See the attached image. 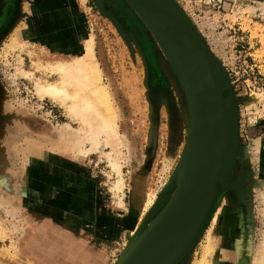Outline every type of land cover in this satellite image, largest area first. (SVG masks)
Instances as JSON below:
<instances>
[{
  "label": "rangeland",
  "instance_id": "374dc122",
  "mask_svg": "<svg viewBox=\"0 0 264 264\" xmlns=\"http://www.w3.org/2000/svg\"><path fill=\"white\" fill-rule=\"evenodd\" d=\"M175 1L227 71L240 100L239 149L232 178L245 182L242 196L234 188L220 195L215 205H221L217 225L211 214L180 264L201 259L212 235L220 254L214 264H251L247 248L251 245L254 250L264 241V100L256 108L245 100L253 92L264 93V0ZM104 2L102 11L95 0H69L60 7L63 17L56 16L59 10L52 7L51 40L42 41L34 32L45 26V18L39 15L48 11L45 1L0 0V264H51L58 249L68 244L66 236L107 250L108 264H117L128 230L142 231L167 205L168 200L160 197L189 137L185 94L166 55L132 6L126 0ZM75 12L84 20H74ZM78 20L85 26L81 33L94 35L95 55L118 114L123 142L118 155L124 180L121 192L114 190L119 175L111 165L117 155L104 142L85 157L51 149L63 126L79 130L80 124L62 105L36 93L37 80L58 79L42 65L54 56L72 57L79 44ZM14 31L19 32V45L10 49ZM38 59L42 63L36 67ZM34 151H38L36 162ZM70 176L76 184L65 190L57 181ZM75 185L81 191L89 189L84 201ZM150 192L162 195L141 225ZM100 217L107 227L119 222L117 238H109L111 231L101 226ZM64 261L59 264H67Z\"/></svg>",
  "mask_w": 264,
  "mask_h": 264
},
{
  "label": "water",
  "instance_id": "95a60500",
  "mask_svg": "<svg viewBox=\"0 0 264 264\" xmlns=\"http://www.w3.org/2000/svg\"><path fill=\"white\" fill-rule=\"evenodd\" d=\"M126 1L184 84L190 125L182 160L160 197L168 200L165 209L138 233L117 264H180L204 232L220 195L232 188L240 196L245 191V182L232 178L240 100L227 71L175 0ZM95 2L103 11L105 2Z\"/></svg>",
  "mask_w": 264,
  "mask_h": 264
},
{
  "label": "bare ground",
  "instance_id": "6f19581e",
  "mask_svg": "<svg viewBox=\"0 0 264 264\" xmlns=\"http://www.w3.org/2000/svg\"><path fill=\"white\" fill-rule=\"evenodd\" d=\"M43 1L47 3L46 5H48V11L43 12L40 9L38 11H41L39 15H43V17L45 18L43 19L46 21V23L41 30H37L34 32V36L37 35L42 41H44V39L46 38H48L46 40H51L49 33H51L52 31L50 30L48 24L49 21L52 20V16L49 10H51L52 7H54L56 10H59V11H55L56 16H58L60 13V7L61 6L64 7V4L69 3V0H43ZM97 1L98 4L102 6L101 4L102 0H97ZM261 6L264 7L263 4ZM75 13L76 15L73 16L74 20L81 17L78 12ZM62 14H66V13H62ZM78 25H79L78 26L79 35L78 36L76 35V37L79 44L77 48L71 53L72 57L59 58V56L58 57L54 56L51 61L46 63V65H42L49 70L51 69L53 73H56L58 79L55 82L37 80L35 85L36 93L39 95L41 99L47 97L53 100L54 102L59 103L64 107L65 111L67 112V115L71 119L77 121L80 124L79 130H74L70 125L66 124L65 126L62 127L60 138L49 144L52 145L51 149L54 150L56 153L64 154V155L78 154L82 156L84 155L85 157L89 155L90 152L98 150L99 146L104 142L107 146H110L112 148V153L117 155L116 159L111 160V165L114 168V170L118 172L119 175V179L115 184L114 190L117 192H121L124 187V180L122 177V170H121L122 166L118 155L121 154L120 149L121 146L123 145V142L121 139V135H119L118 132V127H119L117 124L118 114L116 111V107L114 106V103L112 101V97L109 92L108 85L106 84L103 78V72L101 70L100 63L98 62L97 57L95 55L96 41L94 35L90 31L89 33L87 31V34L83 32L81 33V30H83L85 27L82 20L81 21L78 20ZM18 34H19L18 31L13 32L12 34L13 37L11 38L10 44L8 46L10 49H15L19 45L17 38ZM84 35H86V37ZM83 37H85L86 39L84 42L81 41V38ZM157 45L158 47H160L162 53L165 54L160 44L157 43ZM60 51H61L60 55L62 56L66 55L63 54L64 52L62 50ZM40 56L42 58H45L44 54H40ZM41 63L42 61L38 59V61H35L34 64L36 67H39ZM170 69L172 70V68ZM172 73L173 75H175L173 70ZM177 82L181 86V89L184 91L186 98V95L188 96V94H186V91L183 86L184 84L180 83L181 81L179 82L178 78H177ZM260 100L261 101L264 100V93L253 92L251 96H249V98H246L245 102L249 107L254 106L256 108L258 107L257 103L260 102ZM186 117L187 119L190 118L188 117V115ZM188 131H189V126H188ZM41 144L43 146V143ZM86 144H90L91 146L90 149L85 147ZM33 155H34L33 157L34 159L37 158L38 151H34ZM51 161L52 159L50 160V163ZM37 162L39 161L37 160ZM56 171L57 170H55V173ZM61 180L57 181L60 187L63 186V189L65 190H69L70 188H72L74 183L70 182L71 177L64 178L62 181ZM163 187L165 188V185ZM74 188L76 192L80 193L82 199H84V197L87 196L84 190L80 191L77 188V186H74ZM51 190L54 191L53 192L54 194L58 195V192H56L52 188ZM160 192L163 193V191ZM160 192L157 193L150 192L147 194V201L145 203L144 215L141 217L140 220L141 225L144 223L146 219L144 217L147 214L146 212L149 211V209L153 206L157 197L162 195V193ZM220 211H221V205L215 206L214 203L212 214L216 217H214L215 220L213 218L212 221L216 225L219 221L218 218ZM14 212L16 211L14 210ZM138 230L139 228L128 230L126 235V241L123 245L122 253H126L128 251V248L130 247L132 241H134L135 238L138 236L139 233ZM215 241H216L215 237L212 235V237H210L209 239L208 245L204 248L205 252L202 258L197 261L196 260L193 261L191 264H214L215 263L214 257L220 256L219 252L217 251L218 248H216L215 246ZM247 249L249 252L248 255L251 257V261H252L251 264H264V241H261L257 245V247L254 248V250L251 247V245Z\"/></svg>",
  "mask_w": 264,
  "mask_h": 264
},
{
  "label": "crops",
  "instance_id": "0c3cea01",
  "mask_svg": "<svg viewBox=\"0 0 264 264\" xmlns=\"http://www.w3.org/2000/svg\"><path fill=\"white\" fill-rule=\"evenodd\" d=\"M79 13H80V11H79ZM59 16L63 17L66 15H59ZM70 19H71V17L69 18V20ZM82 19H83V17H82ZM71 175L74 176L75 174H71ZM71 180H72V177H71ZM74 184H76V182ZM80 191H81V189H80ZM85 192H86V195L88 197L89 189L88 190L86 189ZM83 201H84V199H83ZM89 201H90L89 199L87 201L85 200V203H88ZM99 219H100V224H101V217ZM112 219H113V216H112ZM116 223H117V225L113 224L110 227H107V226L101 224V226H103L105 229H109L111 231V235H109V238H111V240H114L115 238H117L118 231L120 230L119 225H118L119 222H116ZM30 241H32L31 238H30ZM66 241L68 242V244H66V246H62V247H61V245L58 246V248H60V247L61 248L58 249V251H57V259L54 260L51 264H59V262L64 261L63 258L66 260L64 262H66L67 264H69L70 260H73V259L76 261V264H108L109 263V260H110L109 252L107 250L100 248V247H97V248L92 247L89 243H87L88 241H86V239H82L81 240L82 243H80V240L77 241L74 238H70V237L66 236ZM84 243H87V244H84ZM89 245H90V247H89ZM59 251H60V254L58 253ZM62 256H63V258H62ZM39 263L40 264H47V263H42V262H39Z\"/></svg>",
  "mask_w": 264,
  "mask_h": 264
},
{
  "label": "flooded vegetation",
  "instance_id": "af4514ba",
  "mask_svg": "<svg viewBox=\"0 0 264 264\" xmlns=\"http://www.w3.org/2000/svg\"><path fill=\"white\" fill-rule=\"evenodd\" d=\"M4 1V0H3Z\"/></svg>",
  "mask_w": 264,
  "mask_h": 264
}]
</instances>
